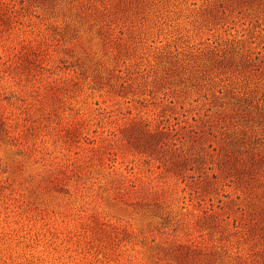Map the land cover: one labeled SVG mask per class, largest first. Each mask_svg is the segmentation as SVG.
Masks as SVG:
<instances>
[{"label": "rangeland", "instance_id": "374dc122", "mask_svg": "<svg viewBox=\"0 0 264 264\" xmlns=\"http://www.w3.org/2000/svg\"><path fill=\"white\" fill-rule=\"evenodd\" d=\"M0 264H264V0H0Z\"/></svg>", "mask_w": 264, "mask_h": 264}, {"label": "trees", "instance_id": "16d2710c", "mask_svg": "<svg viewBox=\"0 0 264 264\" xmlns=\"http://www.w3.org/2000/svg\"><path fill=\"white\" fill-rule=\"evenodd\" d=\"M139 126H141L139 130ZM134 131H140L145 140V147L155 148V147H163L168 144V137L165 138V132L163 130H158L156 132L152 131L147 124L140 125L136 123L131 128ZM171 143L176 145L175 139L171 137ZM181 162V159L177 161H171L168 163V167L171 169L172 166L177 165Z\"/></svg>", "mask_w": 264, "mask_h": 264}]
</instances>
